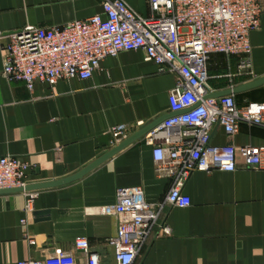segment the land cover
<instances>
[{
  "label": "crops",
  "instance_id": "1",
  "mask_svg": "<svg viewBox=\"0 0 264 264\" xmlns=\"http://www.w3.org/2000/svg\"><path fill=\"white\" fill-rule=\"evenodd\" d=\"M126 1L141 16L150 14L146 0ZM94 14L103 15L102 0H0V156L28 161L30 183L70 176L102 156L114 147L113 126L124 124L133 134L168 113L177 74L143 60L140 50L103 59L89 79L37 82L33 90L3 75L1 48L12 32ZM249 42L251 74H237V56L210 55L208 84L215 92L264 76V11ZM233 94L238 106L263 102L264 84ZM210 142L235 146L236 169L192 172L182 188L190 204L162 207L134 264H264V168L244 166L238 153L241 146H264V126L241 121L232 136L214 126ZM151 148L142 137L83 178L38 190L32 213L24 211L22 192L0 194V264H86L78 237L102 264H116L110 238L118 220L99 208L128 186H141L149 203L164 201L172 181L156 172ZM163 223L170 233L158 236Z\"/></svg>",
  "mask_w": 264,
  "mask_h": 264
},
{
  "label": "built area",
  "instance_id": "2",
  "mask_svg": "<svg viewBox=\"0 0 264 264\" xmlns=\"http://www.w3.org/2000/svg\"><path fill=\"white\" fill-rule=\"evenodd\" d=\"M146 1L148 16H141L126 0H102L103 15L60 26L26 25L12 32L1 48L3 75L25 82L30 90L37 82L54 85L62 79H89L103 59L132 50H140L143 60L152 61L161 71L177 74L167 94L168 113L176 114L143 136L152 146L156 172L172 181L164 201L149 203L141 186H128L117 189L113 204L99 208L118 220L117 232L110 238L116 264H134L162 207L190 204L182 188L192 172L236 169L235 146L210 142L214 126L229 136L241 121L264 126V101L238 106L233 92L212 97L215 90L207 74L212 53L237 56V74H251L249 34L258 27L264 0ZM110 131L114 146L132 134L124 124ZM238 153L244 166L264 168V146H241ZM29 168L20 156H0V190L26 187ZM21 192L26 196L24 211L32 213L38 191ZM21 222L25 224L26 218ZM169 233L163 223L157 235ZM75 244L86 256V264H102L86 238L78 237ZM17 264L45 263L27 259Z\"/></svg>",
  "mask_w": 264,
  "mask_h": 264
},
{
  "label": "water",
  "instance_id": "3",
  "mask_svg": "<svg viewBox=\"0 0 264 264\" xmlns=\"http://www.w3.org/2000/svg\"><path fill=\"white\" fill-rule=\"evenodd\" d=\"M264 84V76L248 81L246 83L240 84L238 86H235L232 89H225V90H220L216 91L211 94L212 97H218L222 95L229 94L231 92L237 93L241 92L244 90L248 89H253L256 88L260 85ZM176 113H166L164 115H161L157 118H154L153 120L147 122L145 125L141 126L138 130H136L133 134H131L127 139L123 140L121 143L118 145L114 146L110 150H108L106 153H104L102 156L82 168L80 171L76 172L75 174H72L70 176L60 178V179H49V180H43L40 182H34V183H29L26 187H20V188H13V189H1L0 194H8V193H16V192H21L24 190H42V189H47V188H55V187H60L66 184H69L71 182L77 181L81 178H83L86 174L112 158L114 155H116L118 152L121 150L125 149L134 141L142 138L150 129H152L154 126H156L158 123H160L162 120L166 119L169 116H172Z\"/></svg>",
  "mask_w": 264,
  "mask_h": 264
}]
</instances>
